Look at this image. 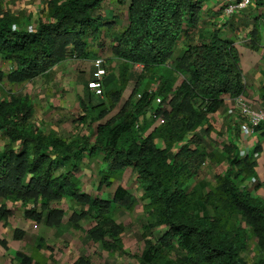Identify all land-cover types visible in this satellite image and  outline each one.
Here are the masks:
<instances>
[{
  "label": "trees",
  "instance_id": "trees-1",
  "mask_svg": "<svg viewBox=\"0 0 264 264\" xmlns=\"http://www.w3.org/2000/svg\"><path fill=\"white\" fill-rule=\"evenodd\" d=\"M102 1L48 0L32 29L27 27L31 15L24 19L0 9V58L10 64L8 71L0 69V82L20 84L45 74L66 57H88L85 35H94L107 24L95 14ZM199 12L200 0H130L127 26L112 36L114 57L124 60L118 75L112 85L113 75L104 76L100 95L88 90L80 99L82 114L77 123L99 120L93 138L45 133L31 120L33 105L27 95L0 99V131L7 138L0 148L2 223L12 214L9 204L17 202L23 206L25 219L47 227L65 223L79 227L81 220L89 219L86 240L98 242L109 252L131 255L122 240L124 226L116 221L112 209L133 211L140 204L146 216L137 264H251L241 255L248 232L263 253L253 264H264V200L253 193L258 183L253 189L244 184L254 178L252 155L259 146L240 157L233 140L221 143L220 151L207 149L204 141L203 134L211 128L208 116L218 110L224 96L241 94L244 81L236 49L218 31L191 42L188 30L197 26ZM251 34L257 40L255 27ZM183 36L188 42L172 58ZM134 63L141 64L142 70L130 95L121 102L130 78L129 64ZM152 75L158 83L149 91V86L140 85ZM146 116L159 117L162 122L145 132ZM256 131L264 139V120ZM86 155L100 159L97 188L111 186L113 178L130 167L141 195L137 197L120 184L110 198L82 191L77 174ZM223 160L227 166L215 175L207 191L199 194L194 186L188 188L203 162ZM64 196L80 208L67 215L56 206ZM196 199L204 207L202 214L191 209ZM28 203L31 206L26 207ZM233 218L237 223L228 225ZM159 226L160 236L148 238ZM21 234L14 231L15 238ZM41 241L33 247L39 260L16 251L19 264H48L39 253ZM0 244L5 247L6 241L0 239ZM73 264L89 262L79 258Z\"/></svg>",
  "mask_w": 264,
  "mask_h": 264
},
{
  "label": "crops",
  "instance_id": "crops-1",
  "mask_svg": "<svg viewBox=\"0 0 264 264\" xmlns=\"http://www.w3.org/2000/svg\"><path fill=\"white\" fill-rule=\"evenodd\" d=\"M47 1L26 0V11L22 12L20 9L15 10L11 6L16 0H0V9L9 10L17 16H20V13L21 15L24 14V19L31 15L30 21L35 25L37 17L40 16L39 11L46 8ZM129 2L130 0H103L100 3L95 14L99 15L102 21L107 24L100 27L94 35L91 33L85 35L84 40L88 44L90 52L88 57H66L45 74L38 75L31 80H25L20 84H12L3 80L0 82V99L8 98L10 95H27L33 105L31 120L40 126L45 133L54 132L62 138L82 134L93 138V132L99 120L77 123L76 119L82 114L80 99L84 98L86 91L89 90L87 81L92 76L93 59L96 56L104 58L107 65L106 76L113 75L109 82L110 85L113 84V80L118 75V69L124 60L114 57L112 36L121 33L127 26ZM223 3V0H200L199 22L197 26L190 27L188 30L191 35V42L196 43L203 40V35L207 33L206 36H208V33L213 30L218 31V35L222 39L231 42L237 51L238 63L242 71L244 81L242 95L251 105L264 108V99H262L264 87V0H260V3L257 0H251L245 9L235 14L224 13L222 10ZM254 27L256 28L257 40H254V37L252 39L251 33ZM187 42L188 39L185 36L180 38L177 43L178 54ZM4 61L8 62L7 60ZM9 68L10 64L8 65ZM141 70L140 64H129L130 78L123 90L121 102L130 95ZM146 79L143 78L141 81V87L146 85ZM17 85L19 89L16 87ZM232 100L233 97L224 96L218 110L207 118V123L211 128L210 132L203 134V137L205 138L207 134L212 138L216 136L218 143L211 141V148L219 151L221 150V143L228 140L235 141L237 137L236 129H238L239 117L227 113V108L232 104ZM144 122L149 123L146 125L145 132H149L158 124L155 119L151 120L148 116L144 118ZM6 141V136L0 131V148ZM155 143L163 147L159 139H155ZM245 145L248 152H252L255 145L259 146V150L252 155L256 161L252 184L258 183L253 193L264 200V139L261 138L258 131L246 139ZM226 166L225 160L221 162L208 161L202 164L198 173L189 180L188 188L194 186L199 194L204 193L209 189L208 180H212L213 182L210 183L213 185L215 175L222 169L224 170ZM127 170L131 171L132 169L127 167L124 172ZM248 187L252 188L251 185ZM113 190L114 188L112 192ZM16 205L21 204L19 202L12 203L9 204V207L12 208Z\"/></svg>",
  "mask_w": 264,
  "mask_h": 264
},
{
  "label": "rangeland",
  "instance_id": "rangeland-1",
  "mask_svg": "<svg viewBox=\"0 0 264 264\" xmlns=\"http://www.w3.org/2000/svg\"><path fill=\"white\" fill-rule=\"evenodd\" d=\"M13 9H20L22 12L26 11V0H16L12 3ZM25 15L20 13V18ZM178 45L174 48L172 58L177 56ZM8 62L0 58V69L7 71ZM168 69V67H165ZM120 69V68H119ZM118 69V73H119ZM159 69H157V72ZM155 75H152L145 80L146 86L150 87ZM18 88V85L16 86ZM19 89V88H18ZM156 102V101H155ZM210 132V131H209ZM209 139V140H208ZM206 148H211V141L218 143L216 136L210 137L209 134L205 137ZM250 141V139H249ZM100 159L98 156H87L83 158L78 172V184L82 191L91 196H100L102 198H110L112 189L117 185H123L128 188L137 197L141 195V189L136 182L133 170L123 172L119 177L113 178V185L102 188H97L100 174ZM221 169V168H220ZM223 171V169L221 170ZM208 180L207 186H212ZM253 184H251V187ZM190 188V187H189ZM143 203V202H142ZM31 206V203L26 204V207ZM56 206L63 208L67 215L73 210L79 209L80 204L68 196H64L61 200L56 202ZM11 208V207H10ZM196 213H204V207L196 199L192 205ZM12 214L8 217L5 223L0 221V239L6 241L5 247L0 244V264H19L16 257V251H23L29 255H34V258L39 260V257L34 253L33 247L37 244L39 239H42V246L39 249L40 256L46 258L48 264H73L79 258L89 262V264H137L136 256L140 254L144 238H142V224L145 221L146 212L142 210L140 204L136 206L133 211L113 207L112 213L117 222L124 226L122 240L124 248L131 255L120 254L118 252H109L101 247L98 242L88 241L85 238V230L91 225L89 219H83L79 223V227L69 226L63 224L59 228L47 227L43 224L36 223L32 220L25 219L23 216V206L16 205L11 208ZM66 215V217H67ZM237 223L233 218L230 223ZM161 226L153 229L152 234L148 238L156 240L161 234ZM19 230L22 234L14 237V231ZM38 254V253H37ZM39 255V254H38ZM243 258L253 264L263 256L258 247L256 238L248 232L246 247L241 252Z\"/></svg>",
  "mask_w": 264,
  "mask_h": 264
},
{
  "label": "built area",
  "instance_id": "built-area-1",
  "mask_svg": "<svg viewBox=\"0 0 264 264\" xmlns=\"http://www.w3.org/2000/svg\"><path fill=\"white\" fill-rule=\"evenodd\" d=\"M223 2V12L226 14H235L245 9L250 4L251 0H223ZM27 27L32 29L35 25L31 22ZM93 66L94 70L91 78L87 81V88L95 95H100L102 93L103 78L107 73V65L103 57L96 56L93 59ZM140 67L142 68L141 64ZM157 83V81L153 82L149 87V91H154ZM137 96L139 97L140 94L137 93ZM155 101L159 102V97H156ZM227 113L239 117V133L235 138V142L238 146V155L243 157L248 154V149L245 145L246 139L257 132L256 127L264 120V108L251 105L241 93L233 97L232 104L227 108ZM155 120L158 124L162 122V119L159 117L155 118ZM202 164H204V162ZM253 182L254 180L251 178L246 180L244 184L249 186Z\"/></svg>",
  "mask_w": 264,
  "mask_h": 264
}]
</instances>
